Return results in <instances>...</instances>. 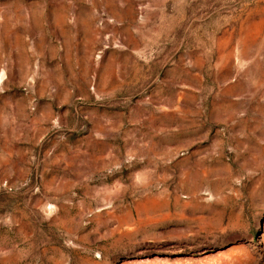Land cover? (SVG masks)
Here are the masks:
<instances>
[{"label":"rangeland","instance_id":"rangeland-1","mask_svg":"<svg viewBox=\"0 0 264 264\" xmlns=\"http://www.w3.org/2000/svg\"><path fill=\"white\" fill-rule=\"evenodd\" d=\"M0 264H264V0H0Z\"/></svg>","mask_w":264,"mask_h":264}]
</instances>
